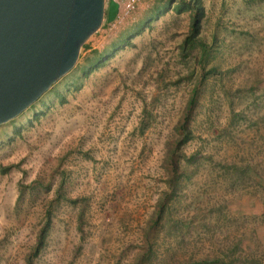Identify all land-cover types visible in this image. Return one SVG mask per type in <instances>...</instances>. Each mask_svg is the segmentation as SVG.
<instances>
[{
  "label": "rangeland",
  "instance_id": "obj_1",
  "mask_svg": "<svg viewBox=\"0 0 264 264\" xmlns=\"http://www.w3.org/2000/svg\"><path fill=\"white\" fill-rule=\"evenodd\" d=\"M110 1L73 69L0 126V264H26L48 216L33 264H137L149 247L142 264H175L240 241L264 261V0H198L204 59L182 51L192 0H139L107 22ZM194 87L178 155L195 162L172 194Z\"/></svg>",
  "mask_w": 264,
  "mask_h": 264
},
{
  "label": "water",
  "instance_id": "obj_2",
  "mask_svg": "<svg viewBox=\"0 0 264 264\" xmlns=\"http://www.w3.org/2000/svg\"><path fill=\"white\" fill-rule=\"evenodd\" d=\"M117 12L110 1L107 22ZM104 17L105 0H0V126L73 69Z\"/></svg>",
  "mask_w": 264,
  "mask_h": 264
},
{
  "label": "trees",
  "instance_id": "obj_3",
  "mask_svg": "<svg viewBox=\"0 0 264 264\" xmlns=\"http://www.w3.org/2000/svg\"><path fill=\"white\" fill-rule=\"evenodd\" d=\"M192 1H193L192 6L194 13L191 20V29L189 36H187L182 42V51L184 52L191 51L195 47H197L198 44H201L202 59H204L205 58L204 56L206 54L205 46H203V43L198 38L203 8L198 0H192ZM180 2L184 4L185 0H180ZM183 10L184 9H180L179 12ZM164 11H165L164 9L160 10L161 13ZM110 54H111L110 52L107 53L108 57ZM103 64L104 61L102 62L100 58L94 59V61H91L89 63L88 68L83 70V72L87 75L91 71L102 66ZM196 96H198V88L194 87L191 91V99L186 107V112L188 113L187 117L185 119H182V121L178 126L179 137L172 144L173 146L168 153V159L166 161L168 166L167 170L169 169L170 171L167 184L169 185V190L172 191L171 192L172 194H174V192L176 191L177 186L180 182V178L184 177V171H182L180 161L183 160V163L185 164L195 162L196 153H192L190 155H185L182 153L181 156H179L178 153L180 152L181 154L180 148L192 139V131L189 129L188 118H189V112H192L195 108ZM181 157L183 159H181ZM230 166L238 170L239 169L243 170L246 168L245 166L239 167L235 163H233ZM5 170L6 169L3 166H0V171L4 172ZM163 213H164V205H162L159 208V212H158L159 217ZM50 224H51V218L48 216L46 218V224L44 226L45 229L43 228L38 232L36 236V242L33 246V253L27 256L26 264H33V259L36 258L43 249L48 234V227ZM149 248L146 249L143 256L150 253ZM143 256L141 259L138 260L137 264H142L141 262L143 260ZM175 264H264V261L262 260V257H260V255H257L256 253H246L242 246V242L240 241L239 243H234L232 247L224 249L223 251L220 252L219 255L213 258L210 257L192 258V256H189V257H184V259L179 260Z\"/></svg>",
  "mask_w": 264,
  "mask_h": 264
},
{
  "label": "built area",
  "instance_id": "obj_4",
  "mask_svg": "<svg viewBox=\"0 0 264 264\" xmlns=\"http://www.w3.org/2000/svg\"><path fill=\"white\" fill-rule=\"evenodd\" d=\"M138 1L139 0H114V2L118 6V12H119L121 7L127 12L132 10V9H134V7H135V5L137 4Z\"/></svg>",
  "mask_w": 264,
  "mask_h": 264
}]
</instances>
